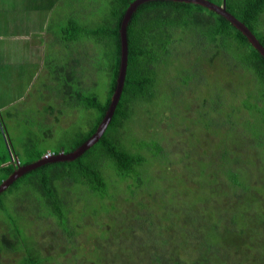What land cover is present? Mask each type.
<instances>
[{
	"label": "trees",
	"instance_id": "1",
	"mask_svg": "<svg viewBox=\"0 0 264 264\" xmlns=\"http://www.w3.org/2000/svg\"><path fill=\"white\" fill-rule=\"evenodd\" d=\"M67 1L71 5V17L62 21L63 27L66 28L67 32L62 37L64 51L66 47L70 48L72 46L70 50L76 53L75 55L81 56H77L72 61L64 63L63 74L66 75L64 83L68 84L70 88L80 85L81 91L79 90L80 92L75 95L68 94V104L66 107L68 108V112L72 113L80 109L81 113H86V115H91L90 112L92 110L99 113L98 118H93L94 123L91 130L82 135L80 140L76 142L75 148L71 149L72 151H67L70 153L83 146L92 137L109 108L116 89L121 65L120 24L126 9L136 0H113L114 10L105 21L106 25L101 23L102 26L96 28L89 27L90 21L86 17V14L81 12L83 3L79 0ZM208 1L218 5H222L223 3V0H217V2H214V0ZM226 2L227 10L244 23L264 46V0H226ZM162 8H181L188 13L196 12L198 14L199 24H204L206 25L204 27H208L205 33H201L199 40L207 41L206 44L210 46V49L213 47L215 53V57L211 62L201 54L202 48L196 49L197 57L204 58L203 63L207 64V66L215 65L217 61L221 62L222 57L230 58L229 54L224 50H220L222 48L220 47L221 42L229 43L228 41L235 40L239 45V50L236 54H239L241 49L244 50L245 47H248L251 52L248 54L245 63L254 62L256 68L246 66L247 73L251 75V72H255L259 84L264 86V57L225 17L198 4L165 0L146 2L138 8L128 26L129 56L125 86L115 116L101 141L76 162L52 164L42 167L23 177L9 190L27 177L31 179L32 185L36 184L45 187V190L41 189L44 199L37 201V203L42 205L43 208L50 210L49 215L55 217L60 226H65L66 236H69L70 239V236L75 234H73L69 226L70 224H68V216V219H64L65 216L63 217L61 209L64 206V199L59 197L60 191L67 190V184L71 183V180L64 182L65 177L75 178L76 180L73 185L81 186L87 196L91 195L94 201L100 204L111 202L110 199H106V196L109 192H113L114 183H118L120 186L124 185L123 187L129 194V197L126 198L127 202H133L130 208H133L134 213L133 217L131 216L132 218L129 220V225L141 223L143 226H155V218L152 216L155 212L159 213L163 209L162 213L168 214L171 211H176L187 216L188 220L185 219L181 224L177 225L168 223L165 220L167 223V226H165V222L162 221L165 231L173 234V239L170 241H173L176 246L175 250L178 253L168 254L169 263L166 262L163 255L158 256L155 261L148 259V263L162 264L166 262L167 264H183V257L187 253V257L193 263L229 264V260L220 249V243H226V241L224 242V238L218 233V230L220 232L223 231V234H227L228 236L230 232L235 230L233 233L235 241L233 242L232 240V243L229 241V246H232L235 254L242 257V259H249L250 263L259 264L260 261H257V259L264 253V196L259 193L258 186L261 183L263 184V181L261 177L255 174L254 169H251L245 163V160L250 158L254 161L255 167H263L260 163H264V158L255 153L260 152V150L264 152V129L258 130L256 135L259 138L258 136L251 138L253 145L251 146V152L248 153V156L243 161L244 167H242V170L237 166L228 171L214 169L208 173L213 180L209 186L211 192L230 190L224 196L227 199L222 201L219 206H216L215 210L210 203L206 206L202 199V189L207 188V184H203L202 189L191 190L184 182H181L180 185L183 186L180 187V190L169 187L165 207L163 206L162 210L155 209L153 205L160 197L154 203H149L150 205H146V200H153V193L155 191L165 192L155 186L159 183L161 177L154 176L156 179H153L152 183H149V188L145 187L143 179L145 176L144 172L146 171L145 166L152 162L163 163V174L167 171L171 170L172 172L175 170L172 167L179 161L173 159V157L180 160V158H186V154L190 153V145L185 150L183 143L185 140L189 142V135L194 133L198 125L202 126L203 131L211 133L199 118L203 116L205 118L204 123L206 124L207 109H210L214 114H218L221 127L227 125L226 130L231 127L230 131H237V128H239L241 130L240 134L244 131L245 125L243 123L238 125L233 124L234 117L240 111L244 112L246 110L247 115L244 113V118L247 120V125L258 118H261L260 124H264V95L253 97L252 99L249 88H247L245 95H243V92H240L239 95L231 96L227 103L218 102L210 107L209 99H193L197 93L192 92L193 108L182 110L179 113L178 105L185 101L184 92L186 90L190 91L191 87L188 84L189 82L184 81L181 83L179 89L178 101L173 115L175 117V129L173 134L168 136L170 137L168 141L163 142V139L157 135H151L153 129L146 133L147 136L144 140H131L128 136L127 139L120 138L118 140L111 136V131L117 128V121L127 117L126 111L130 107L134 106L138 101L148 102L153 100L154 95L159 91V76L167 71L165 70L166 67L171 68L169 62L170 64H175L176 67H180L177 66L179 65V61L176 55L180 53L177 45L181 38L175 32L177 30L170 28L172 25L168 23L170 22L169 18H166L165 14H162ZM204 12L206 13L205 19L200 16ZM210 49L207 48L206 52H209ZM91 50L94 52L90 53ZM193 51L194 49L191 52L193 53ZM54 55L57 60L61 59L60 53H55ZM174 76L177 77L178 75L174 73ZM108 85L110 87H108V97L106 101H103L100 92ZM175 91L178 92L177 89ZM175 91L171 90L172 94L177 95ZM244 96L246 97L243 98ZM1 110L0 107V112ZM192 112L195 115L193 118L191 117ZM183 113L185 115L180 119L182 124L179 127L185 128L183 129V133H181L179 132L177 123L180 115ZM255 113L258 116H255ZM63 114L64 112L61 111L60 115ZM171 116L165 115L160 118L158 127L161 129L164 124H170L168 122ZM0 121V172L4 173L7 180L15 172V165L2 167L7 165L11 159L1 130L2 126L5 131L1 114ZM57 124H59V120ZM187 124H191V127ZM187 127L189 128L185 132L184 130ZM157 131L158 129L156 128L154 132ZM46 139V136H43V138L39 137L36 148H39L40 144L45 142ZM162 142L167 144V146H161ZM47 153L49 151L37 152L35 163L43 159ZM54 155H57V153H54ZM15 157L17 156L15 155ZM187 159L193 161L191 156ZM257 159L262 160L258 165ZM200 162L204 161H201L199 157H197L196 161H193V163ZM244 170L248 172L245 173ZM220 175L222 176L221 178H219ZM172 179H170L171 185L175 184ZM199 181L201 185L203 180L199 178ZM181 191H183L181 195H184L185 199L177 198V193ZM236 191L239 192L236 193ZM237 200L240 201L237 202ZM213 201L215 202V199ZM199 205L206 207L203 208ZM193 206L199 208V215L197 217L194 214ZM142 207L146 212L142 211ZM16 211L19 214L18 204H16ZM71 213L72 211L69 210L68 215ZM142 213H146V215H142ZM225 214L231 216L230 220ZM171 215L180 216L179 213L173 212H171ZM5 220L7 221L4 222L6 225V223H10L11 218L7 217ZM221 220H224V222ZM227 222L233 228H230L231 226L229 227ZM16 228V231L13 230L11 233L0 235V255L4 259L12 252L17 254L13 258L19 264H59L58 258L63 253L57 252L52 247L50 250L42 251L41 244L38 245L36 241L29 244L26 239L20 238L19 235L22 232L17 226ZM162 228L163 226H158L159 232H161ZM177 234L181 235L179 242L176 239ZM160 241L163 245H168L170 242ZM189 242L196 246L200 245V249H194V252L189 251L187 249L190 248L187 247ZM21 244L26 247V256L19 255V252L22 251ZM90 252H81V254H88ZM142 261L146 262L143 258ZM0 264H3L1 260Z\"/></svg>",
	"mask_w": 264,
	"mask_h": 264
},
{
	"label": "rangeland",
	"instance_id": "2",
	"mask_svg": "<svg viewBox=\"0 0 264 264\" xmlns=\"http://www.w3.org/2000/svg\"><path fill=\"white\" fill-rule=\"evenodd\" d=\"M79 1L84 4L81 6V12L86 14L90 21L89 27L96 28L102 26L101 23L105 24V21L114 10L113 0ZM214 2H217V0H214ZM11 9L9 1L0 0V22H4L5 25L6 16L11 12ZM161 12L165 14L166 18H169L170 22L168 23L173 26L170 28L177 30L175 32L181 38L177 45L180 53L176 55L179 61L177 66L180 67H176L175 64L169 62L171 68L166 67L165 70L167 71L159 76V91L154 95L153 100L148 102L138 101L130 107L126 111L127 117L118 120L117 128L111 131V136L114 139H127L128 136L131 140H144L147 136L146 133L153 129L151 135H157L163 139V142L168 141L170 138L168 136H171L175 129V117L173 115L178 101L179 89L184 81L189 82L188 84L191 87L190 91L186 90L184 92L185 101L178 105L179 113L182 110L193 108L192 92L197 93L193 99H209L210 107L218 102L227 103L231 96L239 95L240 92L245 95L247 88H249L252 99L264 95V86L259 84L256 73L251 72V75L247 73L246 66L256 68L254 62L245 63L248 54L251 52L248 47H245L244 50L241 49V52L236 54L239 45L235 40H230L229 43L221 42L220 47L222 48L220 50H224L230 58L222 57L221 62L217 61L215 65L207 66L203 63L204 58L197 57L196 49L202 48L201 54L211 62L215 57V53L213 47L210 49V46L206 44L207 41L199 40L201 33H205L208 27L199 24L198 14L196 12L188 13L181 8H162ZM200 16L205 19L206 13H201ZM3 27L4 25L0 24V32ZM41 37L45 41L47 33L43 31ZM9 41L15 40L11 37ZM207 48L210 49L209 52H206ZM65 52L64 61L59 63L62 67L64 63L72 61L76 57L67 47ZM93 52V50L90 51V53ZM174 73L178 76H174ZM65 78L66 75L57 68H54V71L48 74L41 69L37 80L24 78L26 80L24 83L29 82V85H32L31 88L23 89L21 83L22 89L15 94L9 93L6 89L8 80L0 78V107L4 106L0 114L4 122L5 132L10 140L13 155L15 153L19 163L21 162L20 164L23 166L34 164L39 151H49L44 158L54 157L53 154L57 153L58 155V152L61 154V150H64V152L72 151L71 149L75 148L76 142L80 140L82 135L91 130L94 123L93 118L99 117V113L94 110L90 112L91 115L81 113V109L73 113L68 112L66 107L68 94L75 95L81 90L80 85L65 89ZM48 84L50 86L48 93H46L44 88ZM108 87L109 85L100 92L103 101L107 100ZM176 89L178 92L175 91ZM171 90H174L177 95L172 94ZM8 101H11V104L6 103ZM207 110L206 124L203 116L199 118L211 133L203 131L202 126L198 125L194 133L189 135V142L185 140L183 147L187 150L190 145V153L186 154V158H180V160L173 157L179 162L174 164L172 168L178 171L173 170L171 172L170 170L163 174L164 165L160 162H152L145 166L146 171L143 179L145 187L149 188V183H152L153 179H156L154 176H157L158 178L161 177V180L155 186L165 191L162 193L155 191L153 200L147 199L146 205L154 203L160 197L153 208L162 210L163 206L165 207L169 187L180 190V187L183 186L180 185L181 182H184L191 190L202 189L203 184H207V188L202 189V199L206 206L210 203L214 210L216 206L227 199L224 196L230 190L211 192L209 186L213 180L208 173L214 169L228 171L237 166L242 170V167H244L243 161L251 152V146L253 145L251 138L258 136L256 134L258 130L264 129V124H260L261 118H258L247 125V120L244 118V113L247 115L246 110L244 112L240 111L233 121L234 125L240 123L245 125V129L242 128L244 131L240 134L241 130L239 128H237V131H230L231 127L226 130L227 125L221 127L218 114H214L210 109ZM61 111L64 112L63 115H60ZM185 113L180 115L177 123L181 133H183L185 127H179L182 124L180 119ZM222 114L224 113L222 112ZM165 115H172L168 122L170 124H164L160 129L158 127L159 119ZM254 115L258 116L257 113ZM194 116V112H192L191 117ZM58 120L59 124H57ZM187 125L191 127V124ZM156 128L158 131L154 132ZM188 128L184 131L186 132ZM42 135L46 136L47 139L40 144L39 148H36L37 140L39 137L43 138ZM163 142L161 146L166 147L167 144ZM255 154L264 158V152L261 150ZM189 156L193 161H196L199 157L204 162L193 163V161L187 159ZM260 162L262 160L257 159V165ZM245 163L251 169H254L257 176L262 178L263 184H259L258 191L264 196V163H260V165H263L261 168L259 166L255 167L254 161L250 158H247ZM244 172L247 173L248 171L244 170ZM221 177L220 175L219 178ZM171 178H173L175 184H170ZM199 178L203 180L201 185ZM5 180L4 173L0 172V185ZM69 180H71V185L67 184V190L60 191L59 197L64 199V206L61 209L63 217L65 216L64 219L69 218L68 224H70V229L75 234L70 236V239L69 236H66L65 226H60L58 220L49 215L50 210L37 203V201L44 199L41 189L45 190V187L32 185L29 177L22 180L0 198V235L11 233L13 230L16 231L17 226L22 232L19 237L26 239L29 244L36 241L38 245L41 244L42 251L50 250L52 247L57 252L63 253L58 258L59 264H151L147 260L155 261L160 255H163L166 262L169 263L168 254L178 253L175 250V244L170 241L173 239V234L165 231L162 221L165 222L166 220L168 223L177 225L187 219V216L176 211L171 212L179 213V217L171 215V212L168 214L162 213L163 209L159 213L155 212L152 216L155 218V226H143L141 223L129 225V220L134 213L133 208H130L133 202H127L126 198L129 197V194L123 187L124 185L120 186L118 183H114L113 192H109L106 196V199H110L111 202L100 204L95 202L91 195L87 196L81 186L73 185L75 178L67 176L63 181L67 182ZM181 193L183 191L177 193V198L185 199L186 197ZM213 199H215V202ZM16 204L19 206V214L16 211ZM141 209L146 212L143 207ZM69 210L72 213L68 215ZM193 211L197 217L199 208L193 206ZM142 215H146V213H142ZM226 215L230 220L231 216ZM7 217H10L11 221L5 225L4 222H7L5 220ZM221 221L224 222V220ZM14 223L15 225H13ZM158 226H163L161 232H159ZM165 226H167L166 222ZM234 231L230 232L228 236L223 234V231L218 230V233L223 236L224 242L226 241V243H220V249L229 260V264H252L249 259L244 260V258L242 259V257L236 255L233 247L229 246V241L230 243H232V240L235 241ZM180 236V234L176 235L178 242ZM160 240L170 242L168 245H163ZM21 247L22 251L19 252V255L26 256L25 245L21 244ZM187 247H190L187 249L192 252L195 251L194 249H200V245L196 246L191 242L188 243ZM81 252L90 253L81 254ZM16 255V253L11 252L5 259L0 255V260L3 264H19L13 258ZM142 258L146 262H143ZM183 259V264H198L191 262L187 257V253ZM257 261H260L259 264H264V253L258 257ZM166 262L162 264H167Z\"/></svg>",
	"mask_w": 264,
	"mask_h": 264
},
{
	"label": "crops",
	"instance_id": "3",
	"mask_svg": "<svg viewBox=\"0 0 264 264\" xmlns=\"http://www.w3.org/2000/svg\"><path fill=\"white\" fill-rule=\"evenodd\" d=\"M7 1L10 2L12 9L6 16V25L0 22L4 25L0 32V78L8 80L6 89L9 93L15 94L22 89L21 83L23 89L31 88L32 85H29V82L24 83L26 81L24 78L37 80L41 69L45 70L46 74L54 71V68L63 73V67L59 63L65 59L66 52L62 37L67 32L62 21L66 18L70 19L71 5L67 0ZM126 12L127 9L124 17ZM43 31L47 33L45 41L41 37ZM11 37L15 41H9ZM55 53H60V60L56 59ZM49 86L48 84L44 88L46 93H48ZM64 86L65 89L70 88L66 83ZM6 103L11 104V101ZM61 151L64 152V150Z\"/></svg>",
	"mask_w": 264,
	"mask_h": 264
},
{
	"label": "water",
	"instance_id": "4",
	"mask_svg": "<svg viewBox=\"0 0 264 264\" xmlns=\"http://www.w3.org/2000/svg\"><path fill=\"white\" fill-rule=\"evenodd\" d=\"M149 1H160V0H136L127 9V12L122 21L121 29H120L122 52H121V65H120V70H119V76L116 82V89L113 93L109 108L101 124L99 125L97 131L92 135V137L83 146H81L74 152L67 153V154L62 152L61 154H58L56 156L53 155L54 157L43 158L34 164L21 167L19 160L17 159V157L13 155V152L11 150L10 140L1 126L3 138L6 143V147L9 150V155L11 159L9 164L2 166V167H8L10 165L12 166L15 163L19 167H17L15 169V172L6 181H4L0 185V196L6 193L12 186H14L23 177H25L26 175L32 172L37 171L38 169L42 167L52 165V164L76 162L77 160L81 159V157H83L86 152H88L90 149H92L95 145H97L101 141V139L103 138L104 134L107 132L115 116V113L120 103L123 90H124V86H125L127 70H128V56H129L128 37H127L128 26L135 12L138 10V8L144 3L149 2ZM165 1L184 2L188 4H198V5H201L203 7H206L214 11L220 16L225 17L237 30H239L247 38L249 43L264 57V46L259 42L256 36L251 32V30L244 23L238 20L234 15H232L227 10L226 0H223L222 5H218L208 0H165ZM0 124H1V121H0Z\"/></svg>",
	"mask_w": 264,
	"mask_h": 264
},
{
	"label": "flooded vegetation",
	"instance_id": "5",
	"mask_svg": "<svg viewBox=\"0 0 264 264\" xmlns=\"http://www.w3.org/2000/svg\"><path fill=\"white\" fill-rule=\"evenodd\" d=\"M62 152H63V151H62ZM64 153H65V152H64ZM70 153H71V152H70ZM53 155H54V154H53ZM14 165H15V169H16L17 167H19V166H17L16 163H15ZM12 166H13V165H12ZM20 166H21V167H24L22 164H20ZM26 166H27V165H26Z\"/></svg>",
	"mask_w": 264,
	"mask_h": 264
},
{
	"label": "clouds",
	"instance_id": "6",
	"mask_svg": "<svg viewBox=\"0 0 264 264\" xmlns=\"http://www.w3.org/2000/svg\"><path fill=\"white\" fill-rule=\"evenodd\" d=\"M54 156H56V155H54Z\"/></svg>",
	"mask_w": 264,
	"mask_h": 264
}]
</instances>
